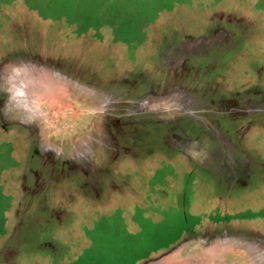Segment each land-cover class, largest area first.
Instances as JSON below:
<instances>
[{"label": "rangeland", "instance_id": "1", "mask_svg": "<svg viewBox=\"0 0 264 264\" xmlns=\"http://www.w3.org/2000/svg\"><path fill=\"white\" fill-rule=\"evenodd\" d=\"M2 98L0 264H264V0H0Z\"/></svg>", "mask_w": 264, "mask_h": 264}, {"label": "crops", "instance_id": "2", "mask_svg": "<svg viewBox=\"0 0 264 264\" xmlns=\"http://www.w3.org/2000/svg\"><path fill=\"white\" fill-rule=\"evenodd\" d=\"M60 76L61 75H59V77ZM18 77H19V75H18ZM35 79L38 81V77L36 75H35ZM18 80L19 81L17 83V89H12V90L8 89V92L10 93L9 95H11L10 97H7V102H8L7 107H8L9 113L11 112V109H13L14 107H15L14 109H18L22 105L23 107L27 108L26 109L27 111L30 109L29 111L31 113H35V115L41 116L39 113H37L33 109V99L37 95H38V97H40L43 100L42 102H46L47 104L56 105L57 107H62V108L64 107V108L70 109L71 106H76L68 97H63L60 95L58 96V95H51V94L50 95L42 94L41 92L43 90H46L44 88V86L41 87L39 85V89H38L39 92L37 93V95H32L31 91H28L26 89V87H23L22 90H20V89H18V87L21 83H23V78L19 77ZM38 83H39V81H38ZM52 100H56V101H52ZM37 103H38L37 98H35V105H37ZM12 104H14L13 108H12ZM70 112H72V111H70ZM73 114H77V113H73Z\"/></svg>", "mask_w": 264, "mask_h": 264}, {"label": "flooded vegetation", "instance_id": "3", "mask_svg": "<svg viewBox=\"0 0 264 264\" xmlns=\"http://www.w3.org/2000/svg\"><path fill=\"white\" fill-rule=\"evenodd\" d=\"M173 47H177V45H171L170 46V48H173ZM209 110V109H208ZM241 112H243L242 110H241ZM35 151H37L36 152V154L38 153V146H36L35 147ZM49 158V157H48ZM47 162H48V160H46V156H36L35 155V161L32 163L33 165H32V171H33V169H34V166L36 167V166H38L37 168H39V166L42 164H47ZM25 163H27V162H25ZM36 175H37V173H36ZM35 175V176H36ZM34 176V177H35ZM33 179V178H32ZM31 182H32V180L31 181H27V179H26V181H25V188L24 189H26L27 191H29V192H31L30 190H33V185L31 184ZM32 187V188H31Z\"/></svg>", "mask_w": 264, "mask_h": 264}, {"label": "trees", "instance_id": "4", "mask_svg": "<svg viewBox=\"0 0 264 264\" xmlns=\"http://www.w3.org/2000/svg\"><path fill=\"white\" fill-rule=\"evenodd\" d=\"M3 94L5 95L4 97H6V94H5V93H3ZM3 99H4V98H2V100L0 101V103H3V102L5 101L6 98H5L4 100H3ZM24 170H25V171H24V174H26V173H27L26 168H24ZM22 181L25 182V181H26V178H23V177H22ZM24 184H25V183H23V187L25 186Z\"/></svg>", "mask_w": 264, "mask_h": 264}]
</instances>
